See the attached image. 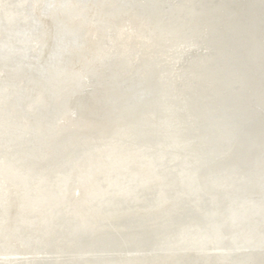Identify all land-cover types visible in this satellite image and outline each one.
<instances>
[{
    "label": "water",
    "instance_id": "1",
    "mask_svg": "<svg viewBox=\"0 0 264 264\" xmlns=\"http://www.w3.org/2000/svg\"><path fill=\"white\" fill-rule=\"evenodd\" d=\"M21 264H264V0H131Z\"/></svg>",
    "mask_w": 264,
    "mask_h": 264
}]
</instances>
